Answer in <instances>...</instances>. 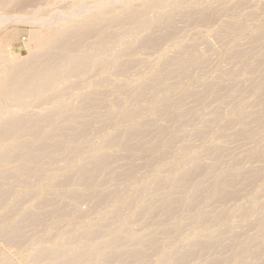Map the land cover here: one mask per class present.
Returning <instances> with one entry per match:
<instances>
[{"label":"rangeland","instance_id":"1","mask_svg":"<svg viewBox=\"0 0 264 264\" xmlns=\"http://www.w3.org/2000/svg\"><path fill=\"white\" fill-rule=\"evenodd\" d=\"M110 1L0 0V40L9 44L0 60L10 57L23 69L27 62L33 60L34 65L38 60L31 59L39 53L31 37L40 26L17 16L41 9L44 20H51L55 27L53 22L60 26L67 21L63 15L69 7L82 8L79 13L83 11V15L89 10L88 17L89 7L100 4L111 6L105 8L110 11L114 6L117 9L116 5L120 9L122 3L138 9L143 2L120 0V6L112 7ZM165 8L163 13L151 10L146 28L130 35L136 44H130V33H124L129 40L124 34L119 36L121 31L109 40V30L118 28L110 22L97 31L99 36L96 31L85 35L84 45L80 42L79 47L87 51L99 42L97 38L105 37L119 40V49L125 48L127 53L120 56L119 65H106L104 73L93 67L90 74L85 73L86 78L71 77L77 83L68 78L75 84L68 81L69 87L67 83L61 90L60 95L69 102L59 114L42 109L54 100L46 90L47 95L43 93L40 100L34 98L33 102L31 98L30 107L25 109L28 112L23 111L24 126L13 133L9 130L11 117L0 116L4 138L28 141L22 150L0 159V254L12 262L75 264L76 255L67 261L49 256L46 248L32 251L47 242L69 249L100 235L111 240L119 237L120 242L103 249L110 252L98 264H159L163 253L170 261L177 260L178 250L189 256L182 264H264V0H184L175 9ZM80 14V19L86 18ZM58 27L55 29L62 28V23ZM43 59L37 61L41 67L35 68H42ZM96 152H105L107 160L91 158ZM36 154L37 162L33 160ZM171 178H176L175 182ZM36 193H40L38 197ZM94 227L99 234L89 233ZM196 233H204V238ZM198 237L205 241L195 247V242H202ZM185 238L191 243L186 245ZM134 253L140 257L133 258Z\"/></svg>","mask_w":264,"mask_h":264},{"label":"bare ground","instance_id":"2","mask_svg":"<svg viewBox=\"0 0 264 264\" xmlns=\"http://www.w3.org/2000/svg\"><path fill=\"white\" fill-rule=\"evenodd\" d=\"M3 1H7V0H3ZM9 2H11L10 0H8ZM184 0H143V2H141L140 6L138 9H133V4H130V3H122L120 4V0H111L110 1V5L112 4V7L113 5L115 4H120V9L117 7L116 5V8L114 6V8H112L113 10H110V11H105V8L108 9L109 5H107L108 7H105L106 5L105 4H100V5H97L96 7H89L90 8V15L88 17H86L87 15V12L89 10H85L86 14L84 13L85 17L86 18H81V16H78L80 13L79 11L82 9V8H74V7H69L67 13H65L63 15V17L65 16V18L67 19V21L65 23L61 22L62 23V28L60 27L61 26V23H60V26L57 25L56 23L58 22H53L59 29H55L54 25L53 27L50 25V21L51 20H44V16H42V11L41 9H37L31 13H28V14H24L20 17L17 16L18 19H20L21 21H26V22H30V23H34V25H39L40 26V29L36 32H34L32 34V39L34 40V44L37 43L38 44V48H39V53H33V58H41V59H45L46 61V58L48 60V63H44V59L42 60L41 65L42 68L41 69H37V67H41L40 65H38V60H36V63L34 64L35 66L38 65L36 68L35 66L33 65V60L31 61V59L29 61L30 64L33 66L31 67L30 64L26 63V65L28 67L22 68V65L21 63H12L10 61V57H7V58H4L3 61L0 60V116H3L2 118H4L5 116L8 117L10 116V122H9V130L12 132L14 130L17 129V127H19L20 125H22L23 123V111L25 109H27V107L29 108L30 106V100L32 98L31 101L35 102L34 100H40L41 97H43V93L44 95L46 93H50L51 92V96L54 98L53 102H50L49 104L50 105H47L42 109L45 110V109H48L49 110V113H60L61 112V109H62V106L64 107L65 104H67V101L69 102V100H67L66 98L62 97L60 95L61 93V90L63 89L64 86H66V84L68 83V78H71V77H77V80L78 79H82L84 76L86 78L87 74H90L92 72V70H94L93 67L97 68L96 70L98 69H101L104 73V71L106 70V65H109L110 67H115L117 65H119L120 63V56L121 55H124L126 52L125 51V48H123V46L121 48L123 49H119L120 47V41L117 40L115 42H113L112 40H110L111 36L113 34H117L119 33V31H121L122 33H119L118 35L120 36V34H129V37L131 38L132 36H130L131 34H134L135 32H137V30H140V29H143V28H146L145 26L148 24V21L149 20V12L152 10H158L160 9V13H163V8L165 7H169L170 8H174L176 7L180 2H182ZM8 2V4H9ZM17 2V1H16ZM186 2V0H185ZM15 2H13L14 4ZM223 3V2H222ZM6 4V3H5ZM3 5V4H1ZM11 5V3H10ZM137 6L139 4H136ZM135 5V6H136ZM214 5V4H213ZM9 6V5H7ZM16 7V6H15ZM14 7V8H15ZM111 7V6H110ZM109 7V8H110ZM217 7V6H216ZM71 8V9H70ZM135 8V7H134ZM162 8V9H161ZM167 9V8H165ZM168 9V10H169ZM175 9V8H174ZM209 9V8H208ZM206 11V10H205ZM157 12V11H155ZM201 12V11H200ZM83 11L81 12L80 15H82V17L84 16L83 14ZM89 13V12H88ZM198 13V12H197ZM180 14V12H179ZM210 14V13H209ZM155 15V14H154ZM188 15V14H187ZM186 15V16H187ZM197 15V14H196ZM199 15V14H198ZM207 16V14L205 15ZM1 19H3L2 16H0ZM5 17V16H4ZM190 17V16H189ZM6 18L7 15H6ZM11 18V17H10ZM14 18V17H12ZM11 18V20H12ZM152 18V17H151ZM168 18V17H167ZM5 19V18H4ZM16 18H14L15 20ZM157 19V18H156ZM162 19V18H161ZM196 19V18H195ZM202 19V17H201ZM206 19V18H205ZM10 20V21H11ZM18 22V20H16ZM55 21V20H54ZM6 22H9V19L6 21ZM5 22V23H6ZM15 22V21H13ZM52 22V21H51ZM114 23V25L116 24L118 26V28L116 27L115 30H109L108 32V35H107V38L103 37L104 39H98L99 42H97L94 46H93V49L91 51H87L85 50V48H83L82 46L84 45L82 43V40L84 39V36L87 34V33H96L97 31L99 32V30H101L103 28V26H107L106 24L107 23ZM165 22V21H164ZM176 22V21H175ZM0 23H2L0 21ZM4 23V24H5ZM173 23V22H172ZM3 24V25H4ZM231 25V24H230ZM2 28V25L1 27ZM150 28V27H149ZM171 28V27H170ZM182 28V27H181ZM163 29V27H162ZM165 29V28H164ZM175 29V28H174ZM184 29V28H183ZM96 31V32H95ZM142 31V30H141ZM140 31V32H141ZM144 31V30H143ZM163 31V30H162ZM174 31V30H173ZM96 33L95 35L99 34V33ZM138 32V33H140ZM167 32V31H166ZM165 32V33H166ZM174 33V32H173ZM180 33V32H179ZM124 34V35H125ZM89 35V34H88ZM135 35V34H134ZM138 35V34H136ZM154 35V34H153ZM171 35V34H169ZM99 36V35H97ZM116 36V35H115ZM128 40L130 39L127 35H125ZM136 40H137V36H135ZM163 38V37H162ZM88 39V38H87ZM92 39V38H91ZM96 39V40H97ZM115 39V37H114ZM118 39V38H117ZM156 39V38H155ZM147 40V39H146ZM158 40V39H157ZM36 41V42H35ZM133 41V37L130 39V42ZM143 41V40H142ZM140 40V42H142ZM151 41V40H150ZM82 43V46L80 45L79 47V43ZM84 42V40H83ZM127 42V41H126ZM125 42V43H126ZM129 42V41H128ZM127 42V44H128ZM146 42V41H145ZM161 42V41H160ZM86 43V42H85ZM136 44V42L133 41V43H130V44ZM149 43V42H148ZM159 43V42H158ZM33 44V43H32ZM141 44V43H140ZM254 44V42H253ZM90 45V44H89ZM159 45V44H158ZM128 46V45H127ZM132 46V45H130ZM134 46V45H133ZM138 46V45H137ZM144 46V44H143ZM153 46V45H152ZM9 47V44L6 43L5 40H0V55L4 54L5 51H6V48ZM85 47V46H84ZM92 47V45H91ZM141 47V46H140ZM151 48V47H150ZM153 48V47H152ZM158 48V47H157ZM127 49V47H126ZM137 49V48H136ZM143 49V48H142ZM154 49V48H153ZM235 49V48H234ZM36 50V49H35ZM90 50V48H89ZM130 50V48H129ZM128 50V52H129ZM240 51V50H239ZM146 52V51H145ZM225 52V51H224ZM247 52V51H246ZM250 52V51H249ZM127 53V52H126ZM133 53V52H132ZM234 53V52H233ZM241 53V52H240ZM131 54V52H130ZM129 54V55H130ZM155 54V53H154ZM243 54V53H242ZM143 55V54H142ZM151 55V54H150ZM237 55V54H236ZM190 56V55H189ZM170 57V56H169ZM182 57V56H181ZM243 57V56H242ZM241 57V58H242ZM171 58V57H170ZM201 58V57H200ZM251 58V57H250ZM172 59V58H171ZM170 59V60H171ZM207 59V58H206ZM34 60V62H35ZM132 60V59H130ZM139 61V60H138ZM144 61V60H143ZM206 61V60H205ZM245 61V60H244ZM40 62V61H39ZM166 62V61H165ZM133 63V62H132ZM139 63V62H138ZM180 63V61H179ZM202 63V62H201ZM189 65V64H187ZM202 65V64H201ZM25 66V65H24ZM123 66V65H122ZM199 66V65H198ZM119 67V66H118ZM129 67V66H128ZM135 67V66H134ZM177 67V66H176ZM185 67V66H184ZM183 67V68H184ZM90 68H93L91 69V72L89 73V69ZM130 68V67H129ZM187 68V67H186ZM197 69V68H196ZM89 70V71H88ZM108 70V69H107ZM182 70V69H181ZM88 71V73L85 75V73ZM122 71V70H121ZM184 71V69H183ZM130 72V71H129ZM173 72V71H172ZM177 72V70H176ZM175 72V73H176ZM116 73V72H115ZM183 73V72H182ZM114 74V73H113ZM121 74V73H120ZM119 74V75H120ZM174 74V73H173ZM96 75V74H95ZM118 75V76H119ZM14 76V77H13ZM16 76V77H15ZM98 76V74H97ZM155 76V75H154ZM94 78V77H92ZM140 78V77H139ZM73 79V78H71ZM76 79V78H74ZM73 79V80H74ZM159 79V78H158ZM157 79V80H158ZM163 80V79H162ZM76 82V80H74ZM91 81V80H90ZM89 81V83H90ZM71 81H69L70 83ZM78 82V81H77ZM76 82V83H77ZM86 82V81H85ZM93 82V80H92ZM109 82V81H108ZM151 82V80H150ZM69 83L67 84V86L69 85ZM74 83L73 81L70 83L72 84ZM94 83V82H93ZM92 83V84H93ZM99 83V82H98ZM159 83V81H158ZM75 84V83H74ZM87 84V83H86ZM90 83V85H92ZM97 84V82H96ZM89 86V84H87ZM85 85V87L87 86ZM95 83L93 84V87ZM147 85V84H146ZM159 85V84H158ZM69 87V86H68ZM84 87V86H83ZM65 88V87H64ZM80 88V87H79ZM89 88V87H88ZM92 88V86H91ZM153 88V87H152ZM83 89V88H82ZM86 89V88H85ZM90 89V88H89ZM88 89V90H89ZM138 89V88H137ZM147 89V88H146ZM48 90L49 92H46L45 91ZM68 90V89H67ZM94 90V89H93ZM144 90V89H143ZM84 92H87V89L84 90ZM92 89L88 92L91 96V92ZM213 91V90H212ZM82 93V92H80ZM118 93V92H117ZM128 93V92H126ZM125 93V94H126ZM131 93V91H130ZM133 93V92H132ZM84 93H82L83 95ZM86 94V93H85ZM195 94V93H194ZM47 95V94H46ZM50 94H48L49 96ZM68 95V94H66ZM97 95V94H96ZM121 95V94H120ZM141 95V94H140ZM193 95V94H192ZM183 96V95H182ZM196 96V95H195ZM94 97V96H92ZM128 97V96H127ZM140 97V96H139ZM143 97V96H142ZM35 98V99H34ZM45 98V97H44ZM43 98V99H44ZM52 98V99H53ZM164 98V97H163ZM34 99V100H33ZM71 101H72V98H69ZM168 99V98H167ZM45 100H47V97L45 98ZM77 100V99H75ZM113 100V99H112ZM166 100V99H165ZM44 101V100H43ZM48 101V100H47ZM51 101V100H50ZM118 101V100H117ZM138 101V100H137ZM161 101V100H159ZM163 101V100H162ZM42 102V100H41ZM83 102V100H82ZM123 102V100H122ZM174 102V101H173ZM89 103V102H88ZM143 103V102H142ZM162 103V102H161ZM37 104V103H36ZM80 104V103H79ZM87 104V103H86ZM40 105V104H38ZM43 105V104H42ZM80 106V105H79ZM117 106V105H116ZM120 106V105H119ZM173 106V105H172ZM40 107V106H39ZM129 107V106H128ZM147 107V106H146ZM6 108V110H5ZM34 108V107H33ZM148 108V107H147ZM71 109V108H70ZM146 109V108H145ZM33 110V109H32ZM31 110V111H32ZM144 110V109H143ZM148 110V109H147ZM165 110V109H164ZM170 110H171V107H170ZM26 113L28 112V110H25ZM47 111V110H46ZM65 111V110H64ZM72 112V109L69 110ZM154 111V110H153ZM159 111V110H158ZM37 112V110H36ZM67 112V111H66ZM65 112V113H66ZM129 112V111H128ZM127 112V113H128ZM146 112V111H145ZM64 113V112H63ZM69 113V112H68ZM136 113V112H135ZM256 113V112H255ZM30 114V113H29ZM32 114V113H31ZM77 114V113H76ZM40 115V114H39ZM51 116V114H49ZM57 115V114H55ZM78 115V114H77ZM86 115V114H85ZM37 116V115H36ZM49 116V118H50ZM76 116V115H75ZM117 116V115H115ZM8 117L6 119H8ZM45 117V116H44ZM56 117V116H55ZM127 117H130L129 114ZM31 118V117H30ZM33 118V117H32ZM48 119V117H46ZM53 118V117H52ZM72 118V117H71ZM84 118V117H83ZM1 119V117H0ZM121 119V118H120ZM130 119V118H129ZM5 120V119H4ZM39 120V119H37ZM46 120V119H45ZM133 120V119H132ZM233 120V119H232ZM1 121V120H0ZM3 121V119H2ZM7 121V120H6ZM29 123H30V120L28 119ZM40 121V120H39ZM44 121V119L42 120ZM41 121V122H42ZM131 121V119H130ZM146 121V120H145ZM56 122V120H55ZM64 122V121H63ZM61 122V123H63ZM140 122V121H139ZM242 122V120H241ZM2 123V122H1ZM227 123V122H226ZM34 124V123H33ZM32 124V125H33ZM38 124V123H37ZM78 124V123H77ZM80 124V122H79ZM228 124V123H227ZM245 124V123H244ZM1 125V124H0ZM3 125V124H2ZM26 125V124H25ZM86 125V124H85ZM24 126V125H22ZM21 126V127H22ZM26 127V126H25ZM45 127V126H44ZM38 128V127H37ZM43 128V127H42ZM46 128V127H45ZM61 128V127H60ZM64 128V127H63ZM72 128V127H71ZM2 129L4 128H0V159L1 157L4 159V156L7 157V154L8 153H11L13 150L17 151V149L19 150H22V145H26L28 143V141L26 140H22L23 142H20L19 140L20 139H14L12 140L11 139H6L4 138L2 135H4ZM87 129V128H86ZM130 129V128H129ZM29 130V129H28ZM44 130V129H43ZM42 130V131H43ZM56 130V129H55ZM74 130V129H73ZM72 130V131H73ZM77 130V128H76ZM135 130V129H134ZM41 131V130H40ZM54 131V130H53ZM65 131V130H64ZM114 131V130H113ZM6 132V131H5ZM9 132V133H11ZM16 132V131H15ZM23 132V131H22ZM74 132V131H73ZM13 133V132H12ZM35 133V132H34ZM38 133V132H37ZM36 133V134H37ZM48 133V132H47ZM78 134V133H77ZM120 134V133H119ZM29 135V134H28ZM53 135V134H52ZM68 135V134H67ZM66 135V136H67ZM74 135V134H73ZM72 135V136H73ZM105 135V134H104ZM112 135V134H111ZM118 135V134H117ZM8 136V135H6ZM22 136V135H21ZM25 136V135H24ZM35 136V134H34ZM51 136V135H50ZM63 136V135H62ZM64 136V137H66ZM28 137V136H26ZM37 137V136H36ZM55 137V136H54ZM52 138V137H51ZM67 138V137H66ZM104 138V137H103ZM136 138V137H135ZM49 140V139H48ZM67 141V140H66ZM71 141V139H70ZM56 142V141H55ZM59 143V140L57 141ZM103 142V141H102ZM108 142V141H106ZM32 143V141H31ZM57 143V144H58ZM61 144L63 143L60 142ZM65 143V142H64ZM63 143V144H64ZM69 143V142H68ZM75 143V142H74ZM109 143V142H108ZM113 143V142H112ZM49 144H52V143H49ZM56 144V143H55ZM77 144V143H76ZM30 145V144H29ZM53 145V144H52ZM110 145V143H109ZM28 146V145H26ZM25 146V147H26ZM31 146V145H30ZM41 146V145H40ZM56 146V145H55ZM54 146V147H55ZM58 147H59V144H58ZM24 148V147H23ZM51 148V147H50ZM49 148V149H50ZM61 148V147H60ZM75 148V147H74ZM90 148V147H89ZM27 149V148H25ZM29 149V148H28ZM36 149V148H35ZM77 149V148H76ZM59 150L60 152V149H57ZM78 150V149H77ZM38 151H40L38 149ZM46 151V150H45ZM58 152V153H59ZM20 153V152H19ZM28 153V152H26ZM33 153V152H32ZM100 152H96L95 154L91 155V158L92 157H101L102 159L100 161H105L107 159H105L104 155H107L105 152H103L104 154H99ZM110 153V152H109ZM167 153V152H166ZM49 154V153H48ZM16 155H18L16 153ZM37 155V154H36ZM41 155V154H40ZM39 155L33 157V160L35 159L36 162H37V158H38ZM9 157V156H8ZM41 157V156H40ZM39 157V158H40ZM108 157V155H107ZM197 157V156H196ZM16 158V157H15ZM19 158V157H18ZM78 158V157H76ZM93 158V159H95ZM45 159V158H44ZM109 159V158H108ZM112 159V158H111ZM181 159V158H180ZM6 160V159H5ZM15 160V159H14ZM86 160V159H85ZM27 160H25L26 162ZM183 161V160H182ZM4 162V161H3ZM13 162V161H12ZM185 162V161H184ZM79 163V162H78ZM91 163V162H90ZM103 163V162H101ZM198 163V162H197ZM36 164V163H35ZM109 164V163H108ZM68 165V164H67ZM71 165V164H70ZM107 165V164H106ZM111 165V164H110ZM176 165V164H175ZM199 165V164H198ZM25 166V165H24ZM28 166V165H27ZM101 166V165H100ZM188 166V164H187ZM201 166V165H200ZM203 166V165H202ZM34 167V166H32ZM97 167V166H96ZM95 167V168H96ZM198 167V166H196ZM195 167V168H196ZM102 168V167H101ZM130 168V167H129ZM204 168V167H203ZM33 169V168H32ZM100 169V168H99ZM2 170V169H1ZM92 170V168H91ZM130 170V169H129ZM200 169H197V171H199ZM224 170V169H223ZM222 170V171H223ZM40 171V170H39ZM77 171V170H76ZM192 171V170H191ZM195 170H193L194 172ZM196 171V172H197ZM261 171V170H260ZM5 172V171H4ZM3 172V173H4ZM61 172V171H60ZM90 172V171H89ZM112 172V171H111ZM133 172V171H132ZM204 172V171H203ZM40 174V173H39ZM110 174V173H109ZM161 174V173H160ZM164 174V173H163ZM182 175H184L183 173H181ZM195 174V173H194ZM201 174V173H200ZM238 174V173H237ZM81 175V174H80ZM90 175V174H89ZM88 175V176H89ZM108 175V174H107ZM233 175V174H232ZM244 175V174H243ZM3 176V175H1ZM6 176V175H5ZM8 176V175H7ZM34 176V173L33 175ZM88 176H87V179H88ZM112 176V175H111ZM123 176V175H122ZM185 177H187L188 175H184ZM191 176V175H190ZM230 176V175H229ZM236 176V175H235ZM56 177V176H55ZM72 177V176H71ZM81 177V176H80ZM130 177V176H129ZM183 178L184 180L187 179V178ZM254 177V176H253ZM4 178V177H3ZM33 178V177H32ZM40 178V177H39ZM127 178V177H126ZM164 178V177H163ZM196 178V177H195ZM232 178V176H231ZM35 179V178H34ZM44 179V178H43ZM162 179V178H161ZM21 180V179H20ZM19 180V181H20ZM176 178H171V182H175ZM1 181V179H0ZM25 181V180H24ZM23 181V182H24ZM33 181V180H32ZM68 181V180H66ZM87 181V180H86ZM163 181V180H162ZM170 181V180H169ZM178 181V180H177ZM186 181V180H185ZM231 181V180H230ZM4 182V181H3ZM6 182V181H5ZM18 182V181H17ZM26 182V181H25ZM60 182V181H59ZM160 182V181H159ZM192 182V181H191ZM20 183V182H19ZM62 183V182H61ZM65 183V182H64ZM67 183V182H66ZM94 183V182H93ZM187 183V182H186ZM211 183V182H210ZM5 184V183H4ZM8 184V183H7ZM6 184V185H7ZM22 184V183H21ZM34 184V183H33ZM92 184V183H91ZM160 184V183H159ZM12 185V184H11ZM10 185V186H11ZM25 185V183H24ZM53 185V184H52ZM64 185V184H63ZM161 185V184H160ZM164 185V184H163ZM167 185V184H166ZM203 185V183H202ZM211 185V184H210ZM1 186V184H0ZM3 186V185H2ZM1 186V187H2ZM22 186V185H20ZM31 186V185H30ZM147 186V185H146ZM151 186V185H150ZM213 186V185H211ZM17 187V186H16ZM28 187V186H27ZM53 187V186H52ZM164 187V186H163ZM194 187V186H193ZM219 187V186H218ZM15 188V187H14ZM25 188V187H24ZM141 189V188H140ZM189 189V188H188ZM1 190V188H0ZM4 190V189H3ZM9 190V189H8ZM149 190V189H148ZM166 190V189H165ZM15 191V190H14ZM14 191L13 193L11 194H14ZM22 191V190H21ZM75 191V190H74ZM79 191V190H78ZM146 191V190H145ZM151 191V190H150ZM188 191V190H187ZM207 191V190H206ZM12 192V191H11ZM73 192V190H72ZM76 192V191H75ZM74 192V193H75ZM94 192V191H93ZM197 192V191H196ZM2 193V192H1ZM28 193V192H27ZM79 193V192H78ZM96 193V192H95ZM107 193V192H106ZM105 193V194H106ZM133 193V192H132ZM186 193V191H185ZM189 193V192H188ZM194 193V192H193ZM202 193V192H201ZM6 194V193H5ZM10 194V193H9ZM8 194V195H9ZM40 194V193H39ZM38 193H36V196L38 197L39 196ZM77 194V193H76ZM150 194V193H149ZM153 194V193H151ZM165 194V193H164ZM171 194V193H170ZM23 194H21L22 196ZM32 195V194H31ZM47 195V194H46ZM53 195V193H52ZM51 195V196H52ZM111 195V194H110ZM123 195V194H122ZM128 195V194H127ZM135 195V194H134ZM133 195V196H134ZM175 195V194H174ZM206 195V194H205ZM80 196V194H79ZM104 196V195H103ZM162 196V195H161ZM167 196V195H166ZM192 196V195H191ZM201 196V195H200ZM7 197V196H6ZM11 197V195H10ZM13 197V195H12ZM11 197V198H12ZM34 197V196H33ZM75 197V196H74ZM90 197V196H89ZM96 197V196H95ZM108 197V196H107ZM137 197V196H136ZM125 198V197H124ZM176 200L178 199L177 197H175ZM192 198V197H191ZM6 199V198H5ZM8 199V198H7ZM17 199V198H16ZM19 199V198H18ZM31 199V198H30ZM188 199V198H187ZM4 200V199H3ZM24 200V199H23ZM52 200V199H51ZM50 200V201H51ZM77 200V199H76ZM112 200V199H111ZM156 200V199H155ZM9 201V200H8ZM29 201V200H28ZM129 201V200H128ZM158 201V200H157ZM197 201V200H196ZM1 202V201H0ZM175 202V201H173ZM194 202V201H193ZM96 203V202H95ZM112 203V202H110ZM132 203V202H130ZM6 204V203H5ZM12 204V203H11ZM77 204V202H76ZM172 204V203H171ZM177 204V203H176ZM25 205V204H24ZM44 205V204H43ZM47 205V203H46ZM100 205V204H99ZM104 205V204H102ZM109 205V204H108ZM179 205V204H178ZM183 205V204H182ZM181 205V206H182ZM187 205V204H186ZM14 206V205H13ZM36 206V205H35ZM34 206V207H35ZM48 206V205H47ZM101 206V205H100ZM99 206V207H100ZM149 206V205H148ZM147 206V207H148ZM154 206V205H153ZM160 206V205H159ZM22 207V206H21ZM96 207V206H95ZM165 207V206H164ZM184 207V206H183ZM189 207V206H188ZM195 207V206H194ZM20 208V207H19ZM151 208V207H150ZM181 208V207H180ZM18 209V208H17ZM96 209V208H95ZM129 209V207H128ZM171 209V208H170ZM176 209V208H175ZM21 210V209H20ZM23 210V209H22ZM124 210V209H123ZM141 210V209H140ZM180 210V209H179ZM203 210V209H202ZM16 211V210H15ZM102 211V210H101ZM176 211V210H175ZM178 211V210H177ZM176 211V212H177ZM181 211V210H180ZM204 211V210H203ZM108 212V211H107ZM115 212V210H114ZM29 213V212H28ZM113 213V212H112ZM210 213V212H209ZM37 214V213H36ZM137 214V213H136ZM142 214V213H140ZM159 214V213H158ZM26 215V214H25ZM112 215V214H111ZM5 216V214H4ZM19 216V215H17ZM34 216V215H33ZM37 216V215H36ZM41 216V214H40ZM77 216V214H76ZM79 216V215H78ZM81 216V215H80ZM79 216V217H80ZM124 216V215H123ZM132 216V215H131ZM205 216V215H204ZM25 217V216H24ZM27 217V216H26ZM161 217V216H160ZM9 218V217H8ZM11 218V217H10ZM16 218V217H15ZM166 218V217H165ZM164 218V219H165ZM82 219V218H80ZM113 219V218H112ZM167 219V218H166ZM179 219V218H178ZM21 221V219H20ZM25 221V220H24ZM170 221V220H169ZM208 221V220H207ZM7 222V221H6ZM23 222V220L21 221ZM37 222V221H36ZM92 222V221H91ZM1 223V222H0ZM5 223V222H4ZM97 223V222H96ZM196 223V222H195ZM30 224V223H29ZM28 224V225H29ZM41 224V223H40ZM94 224V223H93ZM130 224V223H129ZM177 224V223H175ZM27 225V226H28ZM74 224H72L73 226ZM88 225V224H87ZM86 225V226H87ZM205 225V224H204ZM18 227V226H17ZM103 227V226H102ZM107 227V226H106ZM162 227V226H161ZM9 228V227H8ZM95 228V227H94ZM53 229V227H52ZM116 229V228H115ZM181 230V229H180ZM208 230V229H207ZM14 231V230H13ZM12 231V232H13ZM125 231V230H124ZM127 231V229H126ZM129 231V230H128ZM164 231V230H163ZM178 231V230H177ZM67 232V231H66ZM99 231L98 229H94L93 231H89V233H92V234H97ZM173 232V231H172ZM180 232V231H179ZM189 232V231H188ZM203 232V231H202ZM8 232H6L5 235H7ZM68 233V232H67ZM70 233V232H69ZM78 233V232H77ZM76 233V234H77ZM83 233V232H82ZM86 233V232H85ZM107 233V232H106ZM3 234V233H2ZM91 234V235H92ZM99 234V233H98ZM119 234V233H118ZM199 234V233H198ZM204 233L202 234H199L197 235L196 233V236H204L203 235ZM255 234V233H254ZM16 235V234H15ZM52 235V234H51ZM56 235V234H55ZM66 235V234H65ZM89 235V234H88ZM180 235V234H179ZM186 235V234H185ZM192 235V234H191ZM190 235V236H191ZM195 235V234H193ZM207 235V234H206ZM219 235V233H218ZM21 236V234H20ZM19 236V237H20ZM59 236V235H58ZM57 236V237H58ZM83 236V235H82ZM85 236V235H84ZM83 236V237H84ZM95 236V235H94ZM98 236V237H97ZM170 236V235H169ZM176 236V235H175ZM190 236L187 238H190ZM209 236V235H208ZM221 236V235H220ZM263 236V235H262ZM15 237V236H13ZM16 237H18L16 235ZM62 237V236H61ZM86 237V236H85ZM134 237V236H133ZM177 237V236H176ZM192 237V236H191ZM207 237V236H206ZM235 237V236H234ZM250 237V236H249ZM25 238V237H24ZM64 238V237H63ZM63 238H59L58 241L60 240H63ZM81 238V237H80ZM92 238V237H90ZM122 238V237H121ZM199 238V237H198ZM198 238H195L194 240L198 239ZM204 238V237H203ZM210 239V236L208 237ZM207 238V239H208ZM215 238V237H214ZM259 238V237H258ZM15 239V238H14ZM42 239V238H41ZM50 239V238H49ZM66 239V238H64ZM118 239V240H117ZM186 239V238H185ZM184 239V240H185ZM193 239V237L191 238V240ZM200 240L202 239L201 237L199 238ZM198 239V240H199ZM211 239H212V236H211ZM210 239V240H211ZM46 240V239H45ZM53 240V239H51ZM57 240V239H56ZM84 240V238L82 239ZM120 238H116V239H107L103 236H100V235H96L95 239H92V242H91V239H90V243H87V242H84V241H81L79 242L77 245L73 246V247H69V249L67 248H63V246H60L58 243H51V244H45V247H41V246H38L34 249V251H32L33 253H37L39 252L41 249H45L50 251V253H47L49 256H52L53 258H62L63 260L67 259V261L70 260L71 257L74 258V255H76L75 259H77L78 263H75V264H98L99 261L103 260V259H106L108 253L110 252H102L104 251L103 249H106V248H111L113 245L119 243L120 241ZM126 240V239H125ZM141 240V239H140ZM183 240V242H184ZM236 240V239H235ZM247 240V239H246ZM21 241V240H20ZM44 241V240H43ZM47 241V240H46ZM122 241V240H121ZM136 241V240H135ZM186 241V245L188 243H191V241L187 243V239L185 240ZM203 241H205L204 239H202V242L201 241H197L195 242V247L199 246L200 243L204 244ZM89 242V241H88ZM216 242V241H215ZM219 242V241H218ZM241 242V241H240ZM245 242V241H244ZM77 243V241L75 242ZM74 243V244H75ZM208 243V242H207ZM257 243V242H256ZM172 244V243H171ZM210 244V242H209ZM132 245H133V242H132ZM136 245V243H135ZM138 245V244H137ZM35 246V245H34ZM44 246V245H43ZM170 247H172V245H169ZM181 246V245H180ZM185 246V245H184ZM183 246V247H184ZM194 246V245H193ZM238 246V245H237ZM65 247V246H64ZM187 247V246H186ZM194 247V248H195ZM236 247V246H235ZM152 248V247H151ZM178 248V247H176ZM204 248V247H203ZM237 248V247H236ZM179 249V248H178ZM245 249V248H244ZM29 250V249H28ZM242 250V249H241ZM246 250V249H245ZM2 251V250H1ZM133 251V250H132ZM153 251V250H152ZM243 251V250H242ZM31 252V254H33ZM41 252V251H40ZM123 252V251H122ZM176 252V251H175ZM177 252H179V255L176 259H174V261H170L168 258L166 259L164 255H166L165 253H163V255L159 256L162 257L161 260L157 261L159 262V264H182L186 261V259L189 257L185 256L186 254H188L187 252H185L186 254L182 255L183 253L178 250ZM181 252V254H180ZM191 252V251H190ZM30 253V252H29ZM43 253V252H42ZM107 253V254H106ZM121 253V252H120ZM174 253V252H173ZM172 253V254H173ZM194 253V252H193ZM198 253V252H196ZM240 253V252H239ZM114 254V253H113ZM156 254V253H155ZM201 254V253H200ZM238 254V253H237ZM124 255V254H123ZM146 255V254H145ZM158 255V254H157ZM195 255V254H194ZM34 256V255H33ZM46 256V255H45ZM111 256V255H110ZM24 257V256H23ZM40 257V256H39ZM38 257V258H39ZM48 257V256H47ZM119 257V256H118ZM125 257V255H124ZM140 257V254L138 253H134L133 254V258H139ZM159 257V258H160ZM187 257V258H186ZM244 257V256H243ZM35 258V257H33ZM44 258V257H43ZM49 258V257H48ZM46 258V259H48ZM69 258V260H68ZM111 258V257H110ZM142 258V257H141ZM171 258V257H170ZM197 258V257H195ZM126 259V258H125ZM37 260V259H36ZM35 260V261H36ZM42 260V259H41ZM54 262H55V259H53ZM61 260V259H60ZM112 260V259H111ZM118 260V259H117ZM130 260V259H129ZM134 260V259H133ZM142 260V259H141ZM215 260V259H214ZM224 260V259H223ZM227 260V259H226ZM43 261V260H42ZM40 261V262H42ZM49 261V260H48ZM73 261V260H72ZM193 261V260H192ZM213 261V260H212ZM243 261V260H242ZM16 262V261H15ZM15 262H12L9 258L5 257L4 254L1 255L0 254V264H16ZM133 262V261H132ZM187 262V261H186ZM218 262V261H217ZM220 262V261H219ZM29 263V262H28ZM50 263V262H49ZM62 263V262H61ZM65 263V262H64ZM127 263V262H126ZM143 263V261H142ZM63 264V263H62ZM67 264V263H65ZM144 264V263H143ZM146 264V263H145ZM153 264V263H152ZM201 264V263H200ZM208 264V263H207ZM218 264V263H217ZM228 264V263H227Z\"/></svg>","mask_w":264,"mask_h":264}]
</instances>
